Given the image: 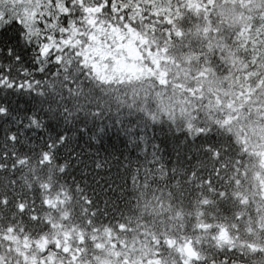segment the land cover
Here are the masks:
<instances>
[{"label":"snow or ice","instance_id":"1","mask_svg":"<svg viewBox=\"0 0 264 264\" xmlns=\"http://www.w3.org/2000/svg\"><path fill=\"white\" fill-rule=\"evenodd\" d=\"M0 264H264V0H0Z\"/></svg>","mask_w":264,"mask_h":264}]
</instances>
